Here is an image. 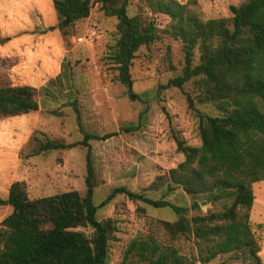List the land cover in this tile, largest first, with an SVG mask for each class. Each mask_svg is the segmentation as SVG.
Listing matches in <instances>:
<instances>
[{"label": "trees", "instance_id": "16d2710c", "mask_svg": "<svg viewBox=\"0 0 264 264\" xmlns=\"http://www.w3.org/2000/svg\"><path fill=\"white\" fill-rule=\"evenodd\" d=\"M51 1L59 29L64 19L73 23L89 16L91 0ZM98 2L102 14L116 20V37L103 58L116 70L115 78L125 87L127 97L135 99L129 67L135 52L158 38L154 21L141 13L128 15L130 0ZM143 2L151 14L167 17L163 32L181 41L180 73L161 88L173 86L184 94L197 119L199 145L187 144L173 134L175 149L183 158L167 170L161 198L124 187L113 192L153 207H168L175 218L160 220L161 229L170 240L191 237L195 261L170 242L149 234L130 240L118 264L207 263L220 255L235 259L243 255L253 264H261L248 217L253 199L250 185L264 180V0H242L228 6L230 15L207 19H200L177 0ZM188 82L192 93L184 89ZM36 109L33 86L10 80L0 85V120ZM76 122L82 130L78 114ZM111 135L83 132L79 141L46 140L36 148L35 153L85 146L84 189L29 198L23 182L12 181L6 197L0 198V205L10 207L0 221V264L107 263L108 242L116 227L112 218L96 217L91 201L93 157L87 141ZM176 188L189 197L188 206L163 199ZM201 200L210 204L204 212Z\"/></svg>", "mask_w": 264, "mask_h": 264}, {"label": "rangeland", "instance_id": "374dc122", "mask_svg": "<svg viewBox=\"0 0 264 264\" xmlns=\"http://www.w3.org/2000/svg\"><path fill=\"white\" fill-rule=\"evenodd\" d=\"M177 1L184 3L186 9L200 19H207L230 15L228 6L237 5L242 0ZM19 4L36 8V17L44 23L56 15L51 0H20ZM98 6V0H91L87 19L65 23L62 27L63 45L71 53L67 57L72 84L80 92L67 112L54 115L55 122L49 115L52 113L42 112L39 117L42 126L32 124L36 118L28 117L30 113L22 120H1L0 141L4 140L7 147L15 146L17 136L19 138L26 130L28 133L18 151L7 149L0 158V198L6 197L12 181L23 182L29 198L69 190L81 192L84 189L85 146L78 144L70 148L34 151L46 140L68 143L81 140L83 132L94 135L111 133L106 139L90 138L87 141L93 157L95 185L91 201L96 206V217L112 218L116 227L113 238L108 242L106 264H118L130 240L149 234L163 243L170 242L179 253L195 261L191 237L179 236L170 240L162 231L159 221L175 218L168 207H153L140 199L132 200L124 193L113 192L116 187H124L152 199L161 198L167 170L183 158L175 149L173 134L187 144L199 145L197 119L188 108L184 94L173 86L161 88L168 79L180 73L183 65L181 41L163 32L162 29L168 27L166 16L151 14L143 0H130L128 15L141 13L151 16L158 38L147 47L141 46L132 58L129 67L131 89L138 97L129 99L125 87L115 78L116 70L111 62L103 58L116 37V20L105 17ZM20 16L15 14L6 25L15 28L21 23L31 22L29 14L24 15V22H16ZM29 47L27 43L22 48L28 50ZM13 49L18 52L19 47L15 45ZM53 50L57 53L56 44ZM17 57L21 61L12 72L23 82L33 84L35 77L42 72L40 65L33 63L26 54L20 57L18 54ZM0 67L7 69L8 63L0 59ZM5 81L0 80V85ZM184 89L191 93L194 91L189 82L184 84ZM77 114L82 130L76 122ZM250 188L253 199L248 222L259 244L260 262L264 264V180L253 182ZM163 199L178 205L188 206L190 202L179 188ZM208 207L207 201H200L201 212ZM9 211L8 205H0V221ZM188 213L193 212L190 209ZM242 256L235 259L220 255L207 263L196 261L194 264H253Z\"/></svg>", "mask_w": 264, "mask_h": 264}, {"label": "crops", "instance_id": "0c3cea01", "mask_svg": "<svg viewBox=\"0 0 264 264\" xmlns=\"http://www.w3.org/2000/svg\"><path fill=\"white\" fill-rule=\"evenodd\" d=\"M19 1L0 0V59L8 63L7 69H1L0 67V70H2L0 80H6L5 83L10 80L18 84H27L36 89L37 109L29 112L31 115H28V117L36 118L35 122L32 123L33 125L42 126L41 118H39L42 112L55 109L56 112L54 114H49L52 118H54V115L66 113L67 108L75 101L80 92L72 84L71 70L67 57L71 53L63 45L62 29L60 30L57 27V16H52L48 22L44 23L36 17V8L24 7L19 4ZM15 14L21 15L18 19H15L16 22H24L26 19L25 14L31 16V22L26 25L21 23L15 28L6 25L7 21L9 22ZM27 43L30 47L28 50L25 48L24 50L22 47ZM55 44L57 53H54L53 50ZM15 45L19 47L18 52L13 49ZM18 54L19 57L26 54L33 63L40 65L42 72L35 77L33 84L23 82L21 77L12 72L13 67L21 61L17 57ZM5 83H1V85ZM27 114L9 118L22 120ZM52 118V122H55V118ZM26 133H28L27 130L19 138L17 136L16 145L13 147H7L4 140L0 141V158L7 149L14 152L18 151L22 146V142L26 139Z\"/></svg>", "mask_w": 264, "mask_h": 264}, {"label": "water", "instance_id": "95a60500", "mask_svg": "<svg viewBox=\"0 0 264 264\" xmlns=\"http://www.w3.org/2000/svg\"><path fill=\"white\" fill-rule=\"evenodd\" d=\"M65 23H67V19H64L63 21H62V24L64 25Z\"/></svg>", "mask_w": 264, "mask_h": 264}]
</instances>
